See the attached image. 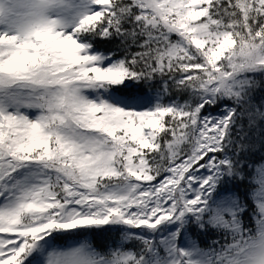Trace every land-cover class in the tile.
Returning a JSON list of instances; mask_svg holds the SVG:
<instances>
[{"label": "snow or ice", "instance_id": "1", "mask_svg": "<svg viewBox=\"0 0 264 264\" xmlns=\"http://www.w3.org/2000/svg\"><path fill=\"white\" fill-rule=\"evenodd\" d=\"M0 264H264V0H0Z\"/></svg>", "mask_w": 264, "mask_h": 264}, {"label": "trees", "instance_id": "2", "mask_svg": "<svg viewBox=\"0 0 264 264\" xmlns=\"http://www.w3.org/2000/svg\"><path fill=\"white\" fill-rule=\"evenodd\" d=\"M102 47L104 49H111V48L114 47V45L108 44V45H103ZM236 191L238 192L239 195L244 196V194L247 191V189L243 185H241L238 189H236ZM247 202L249 203V205H252V202H251L250 198H248ZM242 219H243L245 225H247L249 227L254 226V219L252 217L251 207L249 208L248 214L245 215L244 217H242ZM114 236H116L115 233H105V234L101 235L100 240H108V239H111ZM206 239L207 238H205V237H201L200 238L202 245H203V243H204V241ZM97 242H99V241H97Z\"/></svg>", "mask_w": 264, "mask_h": 264}]
</instances>
